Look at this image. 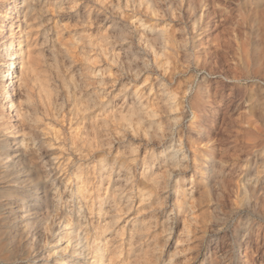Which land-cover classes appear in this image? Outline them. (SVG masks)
Returning <instances> with one entry per match:
<instances>
[{"label":"rangeland","instance_id":"obj_1","mask_svg":"<svg viewBox=\"0 0 264 264\" xmlns=\"http://www.w3.org/2000/svg\"><path fill=\"white\" fill-rule=\"evenodd\" d=\"M8 1L0 0V46ZM142 2L136 0L141 4L137 13L127 0H41L40 11L33 10L27 20L14 14L10 35L16 34L20 51L32 45V70L15 69V115L2 99L0 59V153L7 156L10 145V161L19 153L27 157L53 199L39 202L43 215L31 220L32 231H38L32 242L31 234L22 231L27 221L14 218L18 197L0 198V264H169L176 241L180 264H200L209 235L201 226L215 221L209 217L213 202L222 242L232 246L218 264H228L239 256L233 230L240 216L260 220L240 198L233 207L224 186H204L191 162V141L183 144L181 136L192 134L186 130L195 103L208 118L199 122L220 143L217 161L247 158V144L254 147L251 157L264 155L259 149L264 142V0H182L168 14L151 13L152 1ZM162 2L169 10L171 0ZM193 5L197 15L190 11ZM142 28L164 31L168 56H148L151 48L143 43H136L139 56L126 55L131 37L138 38ZM120 29L131 37H112ZM129 96L141 107L143 121H137ZM161 98L165 111L156 104ZM181 112L187 113L185 120ZM163 115L171 121L169 138H164ZM167 139L180 150L171 164L170 188L161 191L162 204L153 205L154 218L144 219L141 193L151 191L152 199L158 195L144 173L154 162L152 170L162 180ZM144 158L148 163L143 165ZM18 171L4 178L0 168V196L9 180L30 179L27 162ZM177 180L182 191L195 193L194 199L186 198L200 203L194 214L179 206ZM149 220L153 227L140 235L138 226Z\"/></svg>","mask_w":264,"mask_h":264},{"label":"bare ground","instance_id":"obj_2","mask_svg":"<svg viewBox=\"0 0 264 264\" xmlns=\"http://www.w3.org/2000/svg\"><path fill=\"white\" fill-rule=\"evenodd\" d=\"M127 1L128 2L131 1V4L129 6L131 7V9L133 11H136L138 13V11H139L138 8L141 7V4L137 5L136 0H127ZM139 1L142 2L143 0H139ZM148 1H152V4H150V6L148 5V7H147L151 13L165 12L166 14H168L167 11L169 12L170 10L177 8L180 5V2L182 0H171V6L168 8L169 10L162 7V3H163L162 1L163 0H148ZM7 3H8L7 10L3 16V18H5V22L3 23V29H2V33H3L2 35L4 37V40H3L4 42L0 46V59L2 60L1 65L3 68L1 79L4 82L2 99L4 100V103L7 106L8 110H10V112H14V114L17 115V109H16L17 105H16V99H15V93L17 90V85H18L19 79H17V75L15 74V72L18 69H21L22 72H24L26 74H29L31 72V70H32L31 46L32 45L26 44L22 48V50L20 51L18 48L19 39H17L16 34L10 35L11 31L13 30L10 23H11V20L14 18L15 13H18L19 15L23 16V18L21 17L22 19L20 21L27 20L33 10H35L36 12L40 11L42 4H41V0H10ZM190 8H191L190 9L191 13L194 15H197L196 5L190 6ZM114 9H115V6L112 7V10H114ZM176 10H178V9H176ZM181 10H182V8H181ZM185 11L187 12V9ZM198 12H199V10H198ZM97 15L99 16V14H97ZM197 19L198 18H196V17L194 18V23H196ZM96 20H97L96 22L98 23L102 19L101 20L96 19ZM112 26L115 27L116 24L112 25ZM207 30H209V29L207 28L205 31H207ZM111 34H112V37L115 36L116 38H119V39L120 38L126 39V38L131 37V36H129V32L126 29H124V30L120 29V31L118 33L117 32L115 33L116 35L114 33H111ZM135 37L132 36L131 37L132 40L128 39V40H130V42L128 43L129 44L128 46L126 45L127 46L126 51H125L126 55H127V53H132L135 56H139L140 52L137 48L136 43H143L144 46L146 45L147 47L151 48V51H149L148 56H151V55H153L154 57H158L161 55L168 56V54L166 52V49H168V46H167L168 39H167V35L164 33V31L150 32V31H148V29L145 30L142 28V32L138 35V38H135ZM148 62H149V60H148ZM142 63L147 64V60H144ZM15 69H17V70H15ZM156 81L158 84H160L161 80L158 81L156 79ZM43 90L46 93L48 92L46 87H44ZM137 95L138 94L136 92V96ZM221 98H223V95H221ZM129 99L132 100V101H129V104L133 108V110L135 111V113L137 115V118H136L137 121H143L141 107L136 106L137 103L135 102L133 96L132 97L129 96ZM156 104H160L159 109L165 111V105L162 102V98H161L160 102H157ZM195 108L196 107H195V103H194L193 107H192L193 110L191 113V115L193 114V116H192L193 119L191 120V122H190V124L186 130L192 134H190V136L188 137L187 134L182 133L181 139H182L183 144L184 143L186 144V142L188 140L191 141L190 144L192 145V149H193V154H192L193 157H192L191 162L193 164V167L197 168L200 171V173H201L200 178L203 181L204 186L209 187L211 182H213L214 184L224 186V188L226 189V191L228 193V194H226V196L228 195V197H230L232 199L231 201H232L233 207L235 206V199L240 198L242 200V203H243L242 205H244V208L253 211L260 218V220H258V221H256V220L255 221L254 220L249 221L245 215L240 216L238 224L235 227V230H233V234L236 235L235 247L238 248L239 256L236 259V261L235 260L233 261V259L228 260L229 261L228 264H262V263H264V155L258 153L259 155H256V157L255 156L251 157L252 153L254 152L253 151L254 147L252 146L253 144H247V146H246L247 158L238 157L236 160L232 159L233 161L230 160L229 162L228 161L223 162L221 160L217 161L216 160V154L218 152L220 153V149H221L219 147L220 143H218L217 139L213 136L214 134L212 135V133H211L212 131H209L207 129L206 124L203 123L204 121L199 122L200 120L202 121V120H204V118H206V117H203V115H202L205 113L201 114V111L199 113L198 112L199 109H195ZM200 109H202V108H200ZM154 112L155 111H152V113H154ZM226 112H227V110L224 111L223 114H225ZM152 113H151V115H152ZM164 115H163L162 121H161L162 127L164 128L163 129L164 136H165L164 138H169L170 136H172V135H170L171 121L169 120L168 116H164ZM186 115H187V113H186ZM186 115H185V113L181 112L180 117H182V120H185ZM211 116H213V115H211ZM206 119H208V118H206ZM211 119H213V118H211ZM149 122L154 123L153 121H149ZM217 124H219V123H217ZM210 128H211V125H210ZM218 129H219V126H218ZM182 130H183V128H182ZM179 131H178V133H179ZM218 131L220 132V130H218ZM232 132H234V131H232ZM247 133H248V135L250 134L249 132H247ZM219 134H220V136H222L221 133H219ZM247 139H248V142L250 143L251 139L249 137H247ZM169 141H170V139L169 140L167 139V141H165L166 146H165V155L163 157L164 159H163L162 180L160 177H158V174H155V172H153V170H152L154 167L153 161H152L153 166L150 167V164H149L148 167L146 168L147 171L144 173V177L147 180V182L151 183L156 188V190L158 191V195H157V197H155V199L154 198L152 199V197H151L152 192L151 191H148L146 193L145 192L141 193L140 210L143 209L144 211H146L144 219H147L150 217L154 218V210H155V206H157L156 204H159V205L162 204L163 198H161V197L164 196L163 194L166 191V189L170 188L168 176L170 175L171 164L172 165L174 164V158L180 150H176V149L173 150L174 148H172V145L168 144ZM222 145H224V144H222ZM260 147L261 148H259V149L264 148V142L260 143ZM224 149H225V147H224ZM244 149H243V151H244ZM10 150H13V149L11 148L10 145H8L7 150L5 152V154L7 156L3 157L2 154L0 153V168L3 167L5 169V172H6L4 178L9 177V175L11 173L12 174L22 173V172H19L18 169H19V166L25 162H27L28 174H30L31 177H30V179L27 178L23 181L16 179V178L9 180L8 181V187L5 190V192L0 196V198L3 196H7L10 198L18 197L14 201V202H16V205L13 207H15L16 211H18L19 213L17 215H15L14 218H18L21 221H24V220L27 221L24 224L22 231L28 235L31 234V240H32V242H34L36 240V238L38 237V231H36L35 233L32 231L33 227L31 229V225H32V222L34 223V221H31V220L37 219V218H39V216L43 215L41 212V208L39 206V202L43 200L45 203L46 201H51L53 198L51 197L52 195L49 196L47 194V185L44 184L45 181H43V179L41 178L39 168L37 166H35L33 163H31L27 157H23L22 153L16 154L14 156L15 158L11 157V161H10V159H9L10 154H11V153H9ZM242 156H244V155H242ZM147 163H146V160L144 158L143 165L147 164ZM192 170H194V169H192ZM23 173H25V175H26V169L23 171ZM237 177H239V178L237 179ZM179 183H180V181L177 180L175 183V186H174L175 192L177 194L181 192V198H180L181 201H180L179 206L182 209H184V212L188 213L187 215L194 214L196 212L195 208L200 203L197 200L196 201L189 200V199H194L195 193H193V191H190V188L184 189L182 191L181 190L182 185L180 186ZM27 184H29V185H27ZM36 186H37V188L35 189ZM197 186H199V184H197ZM20 188H26V190H24L23 192H19ZM162 190H163V194L161 192ZM187 197H189L188 200L186 199ZM215 204H217V203L213 202L212 205H209V206H211L210 207L211 213L209 214V217L210 218L212 217L213 219H215V221L207 220L206 222H204V226H201L204 228L205 233H209V235H208V238L206 240H204L202 243V247H203V250L205 249V252L204 253L201 252L200 264H218V261L220 260L219 258H221V256H224V258H226L229 255V254H227V252H229V250H231V247H232V246L224 244L225 241L222 240V237H221V231L222 230L218 227L220 225L219 219L215 215L213 216L214 210L216 208ZM153 205H155V206L153 207ZM0 208H4V207L0 206ZM14 218H12V219H14ZM153 223H155L153 220H149V222H147V223L142 222L141 225H139L137 228L140 235L142 234L143 229L147 230V229H149V227L152 228ZM185 226H186V224H184V227ZM202 231L203 230H200V233ZM195 234L196 233H193L192 235L195 237ZM224 237L225 236L223 235V239H224ZM195 239H193V240H195ZM197 239H199V238L197 237ZM222 241H224V243ZM167 243H168V241H167ZM173 245L174 246H173L172 252L170 253V261H169L170 263L169 264H180V262L178 261V256H179L180 249H181V248H179L180 244L178 245V241H176V243ZM238 251H236V252H238ZM191 254H193V253H191ZM34 264H36V262H34ZM56 264H63V263L61 260H57Z\"/></svg>","mask_w":264,"mask_h":264}]
</instances>
